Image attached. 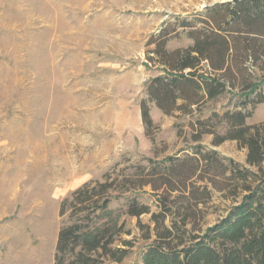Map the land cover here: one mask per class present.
<instances>
[{
    "label": "rangeland",
    "instance_id": "obj_1",
    "mask_svg": "<svg viewBox=\"0 0 264 264\" xmlns=\"http://www.w3.org/2000/svg\"><path fill=\"white\" fill-rule=\"evenodd\" d=\"M229 1L0 0V264H55L58 232L71 212L67 206L61 217L60 206L86 185L112 182L118 199L109 210L131 233L120 238L133 242L120 264H144L154 238L152 231L143 239L145 230L126 215L132 200L155 213L165 199L186 207L196 229L212 226L240 201L236 182L203 163L193 173L192 157L200 145L203 153L216 151L257 172L236 141L215 146L214 134L194 139L197 120L226 133L224 114L240 109L238 91L226 89L191 115L167 116L148 102V136L140 115L145 84L162 74L146 60L150 36ZM175 32L169 50L191 44L185 31ZM257 92L246 109L248 125L264 121V85ZM174 165L185 174L191 169L190 176H170ZM139 220L153 229L149 214Z\"/></svg>",
    "mask_w": 264,
    "mask_h": 264
},
{
    "label": "trees",
    "instance_id": "obj_2",
    "mask_svg": "<svg viewBox=\"0 0 264 264\" xmlns=\"http://www.w3.org/2000/svg\"><path fill=\"white\" fill-rule=\"evenodd\" d=\"M175 26L185 31L191 44L169 50L171 33L178 35ZM146 45L152 47L147 62L158 66L162 74L144 86L146 99L140 102V115L145 134L149 135L152 125L148 102L167 116L175 112L191 115L205 101L216 99L228 88L235 89L242 101L236 106L239 110L224 114L226 133L215 134L204 127V121L197 120L199 132L194 139L214 134L215 146L226 140L236 141L247 150L246 164L257 172L231 159L222 160L216 151L203 153L202 147L196 146L193 173L199 171L200 163L208 170L220 169L219 175L237 183L242 193L240 201L212 226L196 229L189 227L187 220L194 217V212L186 207L168 206L165 199L155 213L132 200L126 215L135 217L139 229L145 230L143 239L150 240L154 233L142 256L143 263L264 264V121L246 124L251 115L246 112L253 103L251 96H257L264 85V0H232L214 5L197 18L178 19L174 26L169 22L151 35ZM262 101L260 98L256 103ZM174 167L170 176L177 180L191 174V169L185 174L183 167ZM113 189L109 181L86 185L61 204V217L66 216L67 206L71 212L58 232L55 264H120L128 256L133 242L120 236L131 233L120 220L121 214L109 210L111 201L118 199ZM195 203L197 207V199ZM145 214L150 215L152 230L139 220ZM102 219L104 222L96 226L95 222Z\"/></svg>",
    "mask_w": 264,
    "mask_h": 264
}]
</instances>
